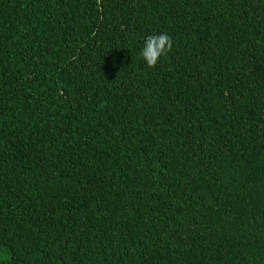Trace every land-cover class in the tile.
I'll use <instances>...</instances> for the list:
<instances>
[{
	"label": "trees",
	"instance_id": "obj_1",
	"mask_svg": "<svg viewBox=\"0 0 264 264\" xmlns=\"http://www.w3.org/2000/svg\"><path fill=\"white\" fill-rule=\"evenodd\" d=\"M0 264H264V0H0Z\"/></svg>",
	"mask_w": 264,
	"mask_h": 264
},
{
	"label": "clouds",
	"instance_id": "obj_2",
	"mask_svg": "<svg viewBox=\"0 0 264 264\" xmlns=\"http://www.w3.org/2000/svg\"><path fill=\"white\" fill-rule=\"evenodd\" d=\"M173 49L172 37L167 33L149 35L144 43L141 56L149 68L155 67L162 56H166Z\"/></svg>",
	"mask_w": 264,
	"mask_h": 264
}]
</instances>
